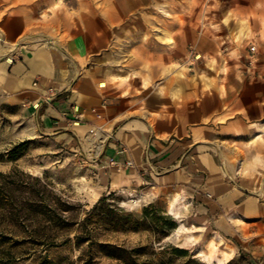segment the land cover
<instances>
[{"label":"rangeland","instance_id":"obj_1","mask_svg":"<svg viewBox=\"0 0 264 264\" xmlns=\"http://www.w3.org/2000/svg\"><path fill=\"white\" fill-rule=\"evenodd\" d=\"M101 17L113 21L116 67L127 75L119 81L144 106L154 85L164 92L180 78L210 84L218 64L228 70L242 61L240 46H255L245 64L264 62V0H0V52L62 48L85 33L96 44ZM223 27L235 30L221 39ZM222 40L233 55H218ZM163 44L170 62L151 56ZM41 130L37 116L0 103V264H264L244 222L228 231L188 201L186 188L105 183L107 167L119 166L101 161L100 123L73 138ZM98 133L102 152L91 157L86 137Z\"/></svg>","mask_w":264,"mask_h":264},{"label":"crops","instance_id":"obj_2","mask_svg":"<svg viewBox=\"0 0 264 264\" xmlns=\"http://www.w3.org/2000/svg\"><path fill=\"white\" fill-rule=\"evenodd\" d=\"M101 24L106 28L96 44L85 33L62 48L7 45V53L0 52V103L37 116L42 134L79 137L100 123L106 130L101 161L111 157L119 165L107 167L105 183L186 188L188 201L217 217L219 225L230 231L236 221L244 222L245 240L264 248V62L245 64L250 54L240 46L242 61L234 60L228 70L218 64L210 84L180 78L164 92L154 85L144 106L119 81L127 75L116 67L112 18L101 17ZM222 29L221 39L235 30ZM222 43L218 55H233L231 44ZM162 46L151 56L170 62L172 50ZM155 71H149L154 82ZM49 90L53 95L46 100Z\"/></svg>","mask_w":264,"mask_h":264},{"label":"bare ground","instance_id":"obj_3","mask_svg":"<svg viewBox=\"0 0 264 264\" xmlns=\"http://www.w3.org/2000/svg\"><path fill=\"white\" fill-rule=\"evenodd\" d=\"M86 139L91 144V157H94L98 155L101 151V143L104 139V135L102 134H96V137L94 135H87Z\"/></svg>","mask_w":264,"mask_h":264},{"label":"built area","instance_id":"obj_4","mask_svg":"<svg viewBox=\"0 0 264 264\" xmlns=\"http://www.w3.org/2000/svg\"><path fill=\"white\" fill-rule=\"evenodd\" d=\"M249 51L251 52V53H253L254 51H255V46L254 45H250L249 46ZM53 95V92H52V90H49L48 91V95L44 98V99H50V97ZM80 117H81V114H77V117L75 118V122L74 123H78V121L80 120ZM101 152H102V150L100 151V153L97 155V156H100V154H101ZM107 164L108 165H112V166H119L118 164H117V162L113 159V158H108L107 159ZM131 164V162L130 161H126L125 162V165H130Z\"/></svg>","mask_w":264,"mask_h":264},{"label":"trees","instance_id":"obj_5","mask_svg":"<svg viewBox=\"0 0 264 264\" xmlns=\"http://www.w3.org/2000/svg\"><path fill=\"white\" fill-rule=\"evenodd\" d=\"M146 211V210H145Z\"/></svg>","mask_w":264,"mask_h":264}]
</instances>
